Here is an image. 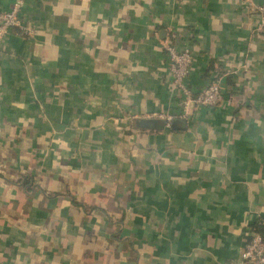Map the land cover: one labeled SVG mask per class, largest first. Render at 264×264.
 <instances>
[{"label": "crops", "instance_id": "crops-1", "mask_svg": "<svg viewBox=\"0 0 264 264\" xmlns=\"http://www.w3.org/2000/svg\"><path fill=\"white\" fill-rule=\"evenodd\" d=\"M257 3L21 2L29 31L0 40V264L239 260L264 212ZM165 42L190 48L192 91L219 80L217 104L181 108Z\"/></svg>", "mask_w": 264, "mask_h": 264}, {"label": "built area", "instance_id": "built-area-1", "mask_svg": "<svg viewBox=\"0 0 264 264\" xmlns=\"http://www.w3.org/2000/svg\"><path fill=\"white\" fill-rule=\"evenodd\" d=\"M23 0H14L9 8L0 10V40L13 26H19L27 33L29 27L21 24L19 8ZM254 29L264 36V4L254 5ZM167 56V70L170 75V85L178 96V102L185 111L192 104L213 106L220 101V82L214 79L196 91L186 84L185 78L191 69L192 54L188 46L176 47L171 42L163 45ZM169 124V117L166 116ZM235 264H264V239L262 235L250 229L241 251L239 260Z\"/></svg>", "mask_w": 264, "mask_h": 264}, {"label": "trees", "instance_id": "trees-1", "mask_svg": "<svg viewBox=\"0 0 264 264\" xmlns=\"http://www.w3.org/2000/svg\"><path fill=\"white\" fill-rule=\"evenodd\" d=\"M179 119H174L173 121H170L169 126L173 130H178L179 125H177V121ZM28 175H22L21 180L19 182L26 185V188L30 185V181L28 179ZM250 228L253 231H256L260 233L264 239V212L261 215L256 216L253 221L250 223Z\"/></svg>", "mask_w": 264, "mask_h": 264}, {"label": "water", "instance_id": "water-1", "mask_svg": "<svg viewBox=\"0 0 264 264\" xmlns=\"http://www.w3.org/2000/svg\"><path fill=\"white\" fill-rule=\"evenodd\" d=\"M162 123L165 121L164 118H161ZM156 120L155 119H145V118H139L137 119V125L142 127H150L155 125Z\"/></svg>", "mask_w": 264, "mask_h": 264}]
</instances>
